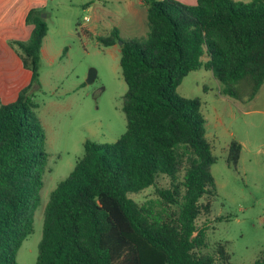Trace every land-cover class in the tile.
I'll list each match as a JSON object with an SVG mask.
<instances>
[{
	"label": "trees",
	"instance_id": "trees-1",
	"mask_svg": "<svg viewBox=\"0 0 264 264\" xmlns=\"http://www.w3.org/2000/svg\"><path fill=\"white\" fill-rule=\"evenodd\" d=\"M148 30L123 37L113 26L96 39L119 43L126 84V127L113 141H84L83 154L49 191L43 209L36 264H232L224 245L212 252L206 224L215 181V156L205 136L199 97L177 92L193 69H210L223 94L239 83L252 97L264 81V0H142ZM42 7H30L26 39H13L31 80L17 97L0 103V264H17L16 252L33 230L47 168L45 130L31 89L39 83L40 47L47 32ZM206 55V59L202 55ZM241 143L233 138L227 162L236 166ZM156 186L139 203L128 195ZM251 264H264V250Z\"/></svg>",
	"mask_w": 264,
	"mask_h": 264
},
{
	"label": "rangeland",
	"instance_id": "rangeland-1",
	"mask_svg": "<svg viewBox=\"0 0 264 264\" xmlns=\"http://www.w3.org/2000/svg\"><path fill=\"white\" fill-rule=\"evenodd\" d=\"M137 7L140 11L135 14L126 0H49L42 11L48 26L45 51L40 52L39 83L31 93L45 130L47 168L33 230L17 249V264H36L49 191L83 154L84 141H113L125 130L122 95L126 84L120 71L119 42L103 45L96 35L109 30L96 29L94 24L100 15L103 25H116L123 37L143 36L148 30L146 8ZM90 68H95L96 75L87 81ZM221 87L204 67L190 70L177 86L179 94L201 100L205 136L215 156L211 164L215 189L201 198L210 200V210L201 212L196 223L207 226V246L202 250L212 252L221 243L232 264H251L264 250V81L252 97L250 86L242 83L237 97L223 94ZM233 138L242 145L236 166L226 159ZM168 184L169 177L160 175L155 183L128 195L142 203L157 196L156 186Z\"/></svg>",
	"mask_w": 264,
	"mask_h": 264
},
{
	"label": "crops",
	"instance_id": "crops-1",
	"mask_svg": "<svg viewBox=\"0 0 264 264\" xmlns=\"http://www.w3.org/2000/svg\"><path fill=\"white\" fill-rule=\"evenodd\" d=\"M48 2L49 0H0V103L14 100L19 90L31 80V69L24 65L19 50L11 41L28 38L33 26L25 19L28 9L45 8ZM126 4L131 12L138 14L140 8L137 6L142 7V0H126ZM106 14H109V11H106ZM96 19L97 23L94 24L96 29L110 31L116 26L103 25L100 15H97ZM44 51L43 40L40 52Z\"/></svg>",
	"mask_w": 264,
	"mask_h": 264
},
{
	"label": "water",
	"instance_id": "water-1",
	"mask_svg": "<svg viewBox=\"0 0 264 264\" xmlns=\"http://www.w3.org/2000/svg\"><path fill=\"white\" fill-rule=\"evenodd\" d=\"M41 15L44 16L45 13L42 12ZM118 42L120 43L121 40H118ZM95 75H96V70H95V68H90V69L88 70V72H87L86 80H87V81H91V80H93L94 77H95Z\"/></svg>",
	"mask_w": 264,
	"mask_h": 264
},
{
	"label": "built area",
	"instance_id": "built-area-1",
	"mask_svg": "<svg viewBox=\"0 0 264 264\" xmlns=\"http://www.w3.org/2000/svg\"><path fill=\"white\" fill-rule=\"evenodd\" d=\"M85 19H88V17L86 16Z\"/></svg>",
	"mask_w": 264,
	"mask_h": 264
}]
</instances>
